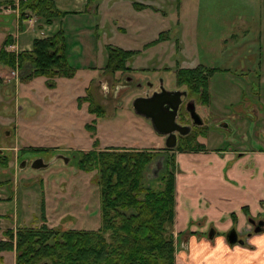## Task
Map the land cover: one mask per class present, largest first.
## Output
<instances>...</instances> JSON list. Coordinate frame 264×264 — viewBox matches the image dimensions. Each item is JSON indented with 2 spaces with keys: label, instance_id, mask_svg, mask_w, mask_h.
I'll list each match as a JSON object with an SVG mask.
<instances>
[{
  "label": "rangeland",
  "instance_id": "1",
  "mask_svg": "<svg viewBox=\"0 0 264 264\" xmlns=\"http://www.w3.org/2000/svg\"><path fill=\"white\" fill-rule=\"evenodd\" d=\"M129 1L145 0H98L99 15L89 18L79 13L65 19L60 30L65 38L68 66L76 70L73 79L57 78L49 82L54 83L49 88L45 78L27 82L21 80V75H14L13 71L19 72L17 62L12 70L0 67V233L25 227L38 229L43 224L58 230L98 229L97 174L77 170L71 157L92 146L84 125L96 117L88 114L87 103L78 108L76 99L86 95L85 88L91 78L94 80L88 86L90 97L105 111L103 118H96L101 150L165 148L151 122L135 114L132 108L135 99L146 97V89L125 86L123 78L129 75L141 85L148 79L162 84L167 91H185L175 83L174 60L178 55L184 61L183 68L204 66L219 71L209 82L210 105H195L196 113L208 127L205 144L215 149L238 148V143L243 151L264 149L261 124L264 77L261 82L257 73L253 74L260 62L264 68V40L257 35L264 34V0H148L152 10L168 17L162 22L155 19L145 23L146 28H141L138 34L133 27L138 22L129 6L124 9L122 5ZM180 2L184 14L181 21ZM0 3V48L2 39L13 37L6 50L17 57L25 50L15 45L14 37L24 30V24L19 23L20 13L4 15L3 10L15 9L18 3L19 12L20 0H0ZM68 3L64 0L58 4ZM5 16H15L17 20L10 19L7 25ZM26 21L40 22L35 18ZM39 27L36 29L42 30ZM89 30L95 32L92 40H97L98 47L91 54L85 48L90 40ZM164 31L169 42L129 60L127 66L133 69L131 72H104L106 46L146 51L149 48L145 49V45ZM38 35L45 38L40 32ZM43 36L48 34L43 31ZM173 36H177L179 44L172 41ZM105 83L109 89L107 96L102 91ZM117 86H122L118 92ZM222 122L230 129L217 128ZM37 150L40 153L33 154ZM24 151L29 152L24 155ZM57 156L69 160L56 161ZM160 159L154 163H160ZM36 161L45 166L35 169L32 165ZM2 162L6 167L1 166ZM155 164L149 167L145 184L159 190L161 184L153 178ZM42 199L46 222L40 216ZM0 239L5 238L0 235ZM16 255V252H1L0 264H15Z\"/></svg>",
  "mask_w": 264,
  "mask_h": 264
},
{
  "label": "trees",
  "instance_id": "2",
  "mask_svg": "<svg viewBox=\"0 0 264 264\" xmlns=\"http://www.w3.org/2000/svg\"><path fill=\"white\" fill-rule=\"evenodd\" d=\"M98 0H85L86 8L96 5ZM1 5V3H0ZM137 10L145 8L133 3ZM19 23L35 18L50 26L54 21L68 14L61 11L54 0H20ZM167 33H159L157 39L147 43L146 48L164 41ZM6 38L0 48V67L14 69L19 66L21 80L32 81L45 78L49 83L57 78L72 79L76 70L68 66L65 38L59 30L51 36L37 38L29 51L17 57L6 50L11 44ZM144 50V49H143ZM106 73H128L127 62L140 55V51L123 50L106 46ZM215 68L197 66L193 69L176 68L174 71L177 87H183L188 97L196 104L209 106V82L217 73ZM23 77V78H22ZM85 90L84 97L77 98V107L88 104V114L103 118L105 111L96 105ZM96 118L84 125L92 139L90 150L78 151L75 156L76 169L97 174L100 224L97 230H58L43 224L40 228H18L7 230L0 235L1 252H16L15 264H175V238L172 234L175 203V159L168 156L170 151H202L199 143L206 137L207 129H195L184 138L174 150H137L109 148L99 149ZM26 152L24 151V155ZM39 150L33 154H39ZM162 158L159 175L154 179L161 184L156 190L145 184L149 167ZM3 167L6 163L2 162ZM40 216L44 222L45 201L40 203ZM1 262V257H0Z\"/></svg>",
  "mask_w": 264,
  "mask_h": 264
},
{
  "label": "crops",
  "instance_id": "3",
  "mask_svg": "<svg viewBox=\"0 0 264 264\" xmlns=\"http://www.w3.org/2000/svg\"><path fill=\"white\" fill-rule=\"evenodd\" d=\"M65 1H69L68 5L60 6L58 3H62L64 0H54L57 8L61 11L80 13L89 18H92L93 15H99V5L97 4L86 8L85 0ZM147 1L140 3L145 6L142 10L134 8L133 3L137 2L122 3L124 9L129 6L132 17L138 22V25L133 26L136 34L140 33L141 28L143 30L146 28L145 23H151L155 19L162 22L168 17L165 13L155 12L156 9L152 10V5ZM179 6L178 18L180 17L181 21V17L184 19L181 2ZM70 15L68 14L64 18L54 21L50 26L40 22H23L24 30L14 37L16 38L14 39L15 45L22 48V50L29 51L32 40L40 38L38 35L40 31H44L48 36L53 35L63 29L65 19ZM4 18L7 25H9L10 19L17 20L15 16H5ZM37 26H40L39 28L42 30L38 31ZM93 33L95 32L89 30L90 40L85 47L86 52L89 54L93 53L96 48L98 49L97 40H92ZM245 34L243 33V35ZM257 35L258 39L260 37L264 40V34L259 33ZM28 39H31L29 44H27ZM171 39L174 43L179 44L177 36H173ZM167 42H169L168 37L146 51H132H140V55L142 53L148 54L153 48ZM174 47H176V44ZM175 53H177V50H175ZM154 56L155 54H152V57ZM177 57L176 59H179V62L176 59L174 60L175 67L182 69L181 63L184 61L180 55ZM94 68L96 69V67ZM253 74L259 77L261 82L263 81L264 68L261 62ZM93 80L94 78H91L89 83ZM262 111L261 124L264 126V103L262 104ZM206 138L199 139V142L205 146L202 151L169 152L174 155L175 159V215L172 232L175 238V264H264V240L259 238L251 243L255 246L253 250L231 249L229 247L217 251L218 244L215 241L212 242L211 247L206 244V242L212 241L214 237H224V231L242 227L248 219L258 220L257 218L264 212V149L262 151H243L241 143H238V148L234 149L230 146H223L222 148L218 146L216 149L209 148L205 144L208 140ZM153 164L151 166H154ZM161 167L162 158L160 163L155 164L156 174L153 177L154 179L159 175ZM205 228L206 231L200 230ZM211 229L215 233L213 239H209L206 235ZM258 250L259 254L257 255Z\"/></svg>",
  "mask_w": 264,
  "mask_h": 264
},
{
  "label": "water",
  "instance_id": "4",
  "mask_svg": "<svg viewBox=\"0 0 264 264\" xmlns=\"http://www.w3.org/2000/svg\"><path fill=\"white\" fill-rule=\"evenodd\" d=\"M186 96V91H166L163 89L160 93H155L150 98H137L132 102L134 113L149 120L157 135L170 138V141H166L165 147L167 149H174L176 147V132L182 136L187 135L189 132V127H181L176 123L177 112L182 104V98ZM170 99H173L174 104L171 108H167ZM186 110L189 112L193 125L197 126L202 124L200 116L195 111L194 101L187 103ZM223 125H219V128H224ZM55 160H62L67 163L69 158L57 156ZM32 166L37 169L45 165L41 164L40 161H36Z\"/></svg>",
  "mask_w": 264,
  "mask_h": 264
},
{
  "label": "flooded vegetation",
  "instance_id": "5",
  "mask_svg": "<svg viewBox=\"0 0 264 264\" xmlns=\"http://www.w3.org/2000/svg\"><path fill=\"white\" fill-rule=\"evenodd\" d=\"M123 79H124L125 86L134 85L138 88H145L146 91H145L144 95L146 97H144V98H150L153 94L160 93L161 90L164 89L162 84L151 83L150 81H148V79H145L144 80L145 83L142 85L139 84L136 79L130 77L129 75L124 76ZM135 81H137V82H135ZM150 91H152V92H150ZM174 91L185 92L183 90H174ZM189 99H192V98H188V94L186 97L182 98V104L180 105L178 112H177V117H176L177 125H179L181 127H189V132L185 136L180 135L178 132L175 133L177 145L184 138H186L188 135H190L192 133V131L195 129L196 130L197 129L202 130V129L206 128L208 131V127L205 126L204 119L200 115L199 116L201 118L202 124L197 125V126L193 125V122L191 120L189 112H187V110H186L187 103L192 101ZM173 104H174L173 99H170L168 104H167V108H171L173 106ZM194 105H196L195 101H194ZM195 111H196V108H195ZM221 124H224V123L223 122L219 123L217 125V128H219V125H221ZM223 126H224V129H228V130L230 129L227 123L224 124ZM160 137L162 138L164 145H166L167 140L170 141L169 137H162V136H160ZM206 137H207V132H206ZM206 137H200V138L205 139ZM199 139H198V141H199ZM177 145H176V147H177ZM165 149H167V148L165 147ZM174 149H169V150H174ZM1 152H2V150H0V155L2 154ZM257 219L258 220L248 219L247 222L242 227H240V228L235 227L233 229H230L228 232L224 233V237H226V241H227V243L231 249H234V247H232V246H234L236 244L240 245V249L253 250L255 248V246L252 245L251 243H249L248 241L253 236H256V234L264 233V212ZM248 226H250V227L248 228ZM214 234H215L214 230L211 229L209 231V233L207 234V237L209 239H213ZM233 241H235V242L232 243Z\"/></svg>",
  "mask_w": 264,
  "mask_h": 264
},
{
  "label": "clouds",
  "instance_id": "6",
  "mask_svg": "<svg viewBox=\"0 0 264 264\" xmlns=\"http://www.w3.org/2000/svg\"><path fill=\"white\" fill-rule=\"evenodd\" d=\"M122 86H117V92L120 90ZM102 91L104 92L105 96H107L108 92H109V89H108V86L107 84H103L102 85ZM113 95L115 96L116 93H113ZM200 230H204L206 231L207 229H200ZM261 239V240H264V233H260V234H256V236H253L251 239H249V243H252L253 241H255L256 239ZM215 241L217 244H218V249L217 251H220L222 249H227L229 248L230 246L228 245L227 241H226V237H214V239L212 241H208L206 242L207 246L208 247H211V244L212 242ZM234 248H240V245L239 244H236L234 246H232ZM259 254V250L257 252V255Z\"/></svg>",
  "mask_w": 264,
  "mask_h": 264
},
{
  "label": "built area",
  "instance_id": "7",
  "mask_svg": "<svg viewBox=\"0 0 264 264\" xmlns=\"http://www.w3.org/2000/svg\"><path fill=\"white\" fill-rule=\"evenodd\" d=\"M15 7H16L15 9H12L11 7L7 8V9H4L3 10L4 15H11V14H14V13L16 15H18L19 14V12H18V3H16ZM40 36L41 37H46V36H43V32H41V31H40ZM16 49H18V48H16ZM13 74L19 76V72H17V70L13 71Z\"/></svg>",
  "mask_w": 264,
  "mask_h": 264
}]
</instances>
